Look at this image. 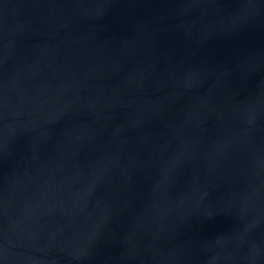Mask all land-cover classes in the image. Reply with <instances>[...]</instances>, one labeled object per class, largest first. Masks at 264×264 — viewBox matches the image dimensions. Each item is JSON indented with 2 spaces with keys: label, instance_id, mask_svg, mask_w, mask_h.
<instances>
[{
  "label": "water",
  "instance_id": "95a60500",
  "mask_svg": "<svg viewBox=\"0 0 264 264\" xmlns=\"http://www.w3.org/2000/svg\"><path fill=\"white\" fill-rule=\"evenodd\" d=\"M0 264H264V0H0Z\"/></svg>",
  "mask_w": 264,
  "mask_h": 264
}]
</instances>
